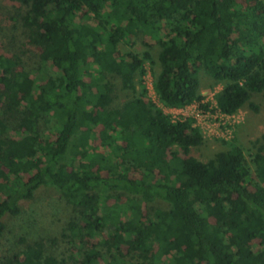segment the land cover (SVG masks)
<instances>
[{"label":"trees","instance_id":"obj_1","mask_svg":"<svg viewBox=\"0 0 264 264\" xmlns=\"http://www.w3.org/2000/svg\"><path fill=\"white\" fill-rule=\"evenodd\" d=\"M11 1L28 49L0 53V236L42 187L65 219L1 264H264V133L200 160L196 119L174 120L145 79L149 63L164 107L208 109L205 72L223 114L258 110L264 0Z\"/></svg>","mask_w":264,"mask_h":264},{"label":"rangeland","instance_id":"obj_2","mask_svg":"<svg viewBox=\"0 0 264 264\" xmlns=\"http://www.w3.org/2000/svg\"><path fill=\"white\" fill-rule=\"evenodd\" d=\"M16 8L17 5L11 0H0V53H12L21 45L23 50L28 49L26 40L23 37V28L14 19L17 14ZM132 47H129V43H125L122 45V50L133 49L141 51L143 48L140 41H137ZM24 59L26 68L37 67L38 59L36 55H24ZM146 69L145 79L150 95L154 101L159 103V98L153 88L154 74L150 69L149 63L146 64ZM97 71V67H93L92 70L87 72L84 71L85 79L89 80L90 76ZM33 76L36 75L34 74ZM200 77L201 90L205 97L204 102L210 103V106L205 109L195 102L193 105H189L190 108L185 109L187 117L196 119L206 138L204 144L192 149V154L200 160L207 161L219 150L227 149L229 145L224 143V141H229L233 138H236L242 144L247 154L254 150L256 141L264 133V93L255 94L252 99L258 106V110L247 104L235 114L226 115L216 108V100L214 98L215 93L223 87V83L216 82L205 72H201ZM119 94L120 98L115 104L126 98L124 93L119 92ZM199 109L203 110L202 115L198 113ZM174 113L175 115H180L176 119L182 115L179 111ZM93 145H99V141H94ZM1 199L2 195L0 194ZM110 203H113V200ZM21 205L22 212L19 215L11 216L7 214L4 218L7 223V231L3 236H0V264L5 255L13 254L23 248L22 237H25L28 242H33L41 237L60 236L65 214L59 193L54 188L42 187L37 191L33 200L22 201ZM148 205V207L167 208V203L159 197L150 201ZM108 237L109 235L106 234L103 239Z\"/></svg>","mask_w":264,"mask_h":264},{"label":"built area","instance_id":"obj_3","mask_svg":"<svg viewBox=\"0 0 264 264\" xmlns=\"http://www.w3.org/2000/svg\"><path fill=\"white\" fill-rule=\"evenodd\" d=\"M159 105H161L164 109H165V111H167L168 113H170L171 115H172V117H173V119L174 120H177V119H180V118H182V117H187V113H185V109L187 110L188 108H190L189 107V105L188 106H186V107H182V108H170V107H164L162 104H161V102L159 101V103H158ZM216 105H217V103H215ZM193 105V104H192ZM217 107V106H216ZM175 111H179L182 115H181V117H179V118H177L176 119V117L177 116H180V115H175ZM220 111V110H219ZM221 112V111H220ZM198 113H200L201 115L203 114V110L202 109H199L198 110ZM222 113V112H221ZM186 115V116H185ZM194 116H197V115H194Z\"/></svg>","mask_w":264,"mask_h":264}]
</instances>
